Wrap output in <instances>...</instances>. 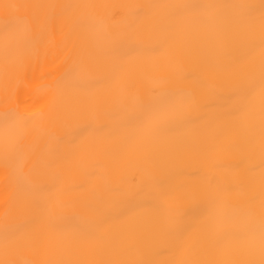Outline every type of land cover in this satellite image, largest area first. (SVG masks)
Listing matches in <instances>:
<instances>
[{"label": "bare ground", "instance_id": "obj_1", "mask_svg": "<svg viewBox=\"0 0 264 264\" xmlns=\"http://www.w3.org/2000/svg\"><path fill=\"white\" fill-rule=\"evenodd\" d=\"M2 3L25 5H72L80 7L56 10L48 33L40 42L23 40L5 60L3 54L4 12L0 8V261L29 264L50 258L30 247H10L5 252V233H40L48 231L56 239H73L71 225L77 221H92L117 237L118 246L108 252L83 250L69 258L84 260H132L143 264H172L179 258L168 239L154 231L161 216L176 211L199 216L200 207L187 199H165L163 193H177L194 184L204 183L216 175L222 188L230 187L234 206H240L255 187L257 203L261 154L259 149L249 158L243 146L246 127L241 125L238 139L241 146L224 151L212 159L188 154L176 165L163 167L145 157L125 139L122 122L125 113L115 102L117 85L111 65H123L127 72L128 95H148L154 82L173 53V41L163 26L149 29L160 4L255 5L258 19L261 0H0ZM225 15L244 16L247 9L225 8ZM40 10L29 8L18 15L31 21ZM71 16L86 18L90 29L73 28ZM35 27V26H34ZM256 45L242 48L243 56L259 67L261 50L259 30ZM116 41L107 57L102 50ZM86 60L93 68L87 84L89 96L98 105L82 111L77 101H67V115L43 132L29 129L23 136L27 162L24 173L31 179L26 187L6 159L4 151L6 112L19 108L26 116L45 112L53 99L52 88L77 60ZM190 89L198 88L208 75L206 67L192 59L185 64ZM255 136L259 141V73L256 74ZM203 106L192 113L177 129L183 134L203 136L227 107V93L206 94ZM11 138V137H10ZM253 165L251 173L247 163ZM57 162L55 173L47 170L48 161ZM163 181V182H162ZM203 219V217H200ZM144 225L136 237L129 235V226ZM199 259H221L210 248L198 253ZM235 259L260 264L259 247L238 254Z\"/></svg>", "mask_w": 264, "mask_h": 264}, {"label": "snow or ice", "instance_id": "obj_2", "mask_svg": "<svg viewBox=\"0 0 264 264\" xmlns=\"http://www.w3.org/2000/svg\"><path fill=\"white\" fill-rule=\"evenodd\" d=\"M80 7L72 5H25L2 3L4 12L3 54L5 60L23 40L40 42L48 33L49 24L56 10ZM160 14L153 18L149 29L163 26L167 36L173 41V53L163 68V75L153 84L148 95H128L127 69L123 65H111L113 79L117 85L115 102L125 113L122 128L125 139L139 149L146 158L160 162L163 167L178 164L188 154H198L212 159L216 154L237 149L241 146L238 131L246 127L243 146L249 158L257 148L261 154L259 177V197L252 185L249 195L240 206H234L230 187L222 188L216 175L210 176L202 184H194L179 193L166 191L165 199H187L200 207L199 216L188 215L179 208L158 218L153 225L156 233L164 235L176 249L179 258L172 264H252L251 261L235 259L241 252L259 247L260 264H264V0L259 6V17L255 5L218 4H160ZM247 9L244 16L225 15V8ZM36 8L38 16L31 21L18 13L23 9ZM68 23L73 28L90 29V22L83 17L71 16ZM35 26V27H34ZM259 30L261 56L259 67L238 56L242 48H253L256 31ZM116 41L110 42L101 55L107 58L113 51ZM196 59L207 71L198 88L190 89L186 81L190 73L185 64ZM93 68L86 60H77L64 77L52 88L53 99L47 111L34 116H26L19 108L4 115L6 159L11 163L14 173L23 179L26 187L31 179L24 173L27 162L23 136L31 129L43 132L62 120L68 111L67 101L74 99L82 111L94 109L99 101L93 100L87 92V84ZM259 73V141L255 136L256 120V74ZM227 93L229 103L218 119L203 136L181 133L176 125L183 123L192 113L203 106L206 94ZM11 137V138H10ZM57 162H47L46 168L55 173ZM249 173L253 165L247 163ZM163 182V181H162ZM203 217V219H200ZM73 239H56L48 231L40 233H5V252L10 247H30L37 253L43 251L50 258L34 260L29 264H143L132 260H84L69 258L72 254L89 250L97 253L108 252L118 246L117 237L105 231L92 221H77L71 225ZM144 225L129 226V235L138 236ZM209 248L221 259H199L198 253ZM0 264H17L4 260Z\"/></svg>", "mask_w": 264, "mask_h": 264}]
</instances>
